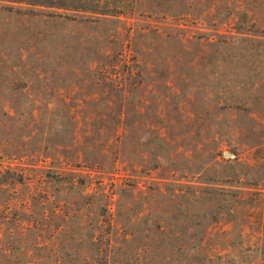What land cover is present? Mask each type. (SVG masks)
Returning a JSON list of instances; mask_svg holds the SVG:
<instances>
[{"label": "rangeland", "instance_id": "374dc122", "mask_svg": "<svg viewBox=\"0 0 264 264\" xmlns=\"http://www.w3.org/2000/svg\"><path fill=\"white\" fill-rule=\"evenodd\" d=\"M0 264H264V0H0Z\"/></svg>", "mask_w": 264, "mask_h": 264}]
</instances>
